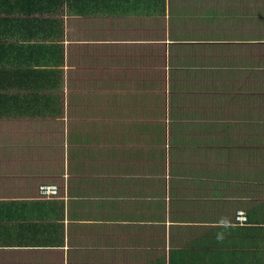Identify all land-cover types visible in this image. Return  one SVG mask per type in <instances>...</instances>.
Masks as SVG:
<instances>
[{
    "label": "crops",
    "instance_id": "1",
    "mask_svg": "<svg viewBox=\"0 0 264 264\" xmlns=\"http://www.w3.org/2000/svg\"><path fill=\"white\" fill-rule=\"evenodd\" d=\"M77 1L84 2V7ZM259 2L69 0L51 13L40 8L13 12L0 4V264H242L240 253L245 251L237 249L234 241H247L253 225L248 219L244 224L237 222L236 211L261 205L257 213L264 227V202L257 201L256 194L252 196L249 182L220 180L218 174L207 184H198L165 171L162 185L154 176L137 180V167L127 161L132 170L125 172L118 160L101 170L68 173L66 151L58 148L66 130L61 132L54 125L82 118L80 122L93 124L109 118L130 121L133 114L127 119L119 114L123 103L116 97L110 104L109 92L119 85L117 79L125 70L141 74L156 70L155 56L141 59L137 54L140 44H158L164 49L165 75L177 67V61L182 68L234 69L237 60L246 58V51L251 55L252 47L245 40V29L230 36L233 22L227 20L228 9L238 12L240 6ZM195 15L203 28L204 22H211L214 29V19L229 25L220 24L218 29L224 34L211 40L202 36L192 40L199 38L200 25L186 28L185 33L197 34L194 37L172 36L179 31L173 29L175 25L187 23ZM43 18L49 21L44 24ZM117 23L128 25L121 28ZM157 26L159 36L154 31ZM112 29L117 33L109 37ZM99 31L102 35L96 37ZM197 42L203 43L202 51L185 57L191 49L185 45ZM49 43L63 44V53L60 49L46 52ZM81 44L87 45V59L84 66H76L78 58L71 59V53L83 49ZM174 50L181 53L175 55ZM28 68L41 71L35 83L26 78L24 69ZM46 69L57 72L52 91L61 97L58 117H46L43 99L35 94L46 91L42 88ZM254 69L262 80L264 113V56L256 59ZM13 96L18 97L14 107ZM234 105L232 99L227 104ZM115 137L118 134L111 132L98 139L103 151L123 147L120 139L116 146L101 141ZM46 182L57 183L58 195H39V185ZM161 219L164 226L158 229ZM247 263L244 258L243 264Z\"/></svg>",
    "mask_w": 264,
    "mask_h": 264
},
{
    "label": "trees",
    "instance_id": "2",
    "mask_svg": "<svg viewBox=\"0 0 264 264\" xmlns=\"http://www.w3.org/2000/svg\"><path fill=\"white\" fill-rule=\"evenodd\" d=\"M68 1L0 0V4L4 8L8 7L12 9L13 12L25 11L29 13L33 9L40 8L51 13L58 7H62L64 2L67 3ZM77 2L80 3L79 1ZM80 4V7H84V2L81 1ZM256 4H251L247 7L244 5L240 6L238 12H236L235 8L228 9L230 16H227V20L233 22L231 23L233 31L230 32V36L235 30L245 29L248 32L245 40L250 42L248 46L252 47L251 55L246 51V58L243 61L237 60L234 69H230L229 71L220 70L219 73L218 71L209 70L208 68L211 67L206 66L193 65L182 68L180 61H177L174 62L177 67L172 71L170 70L168 75H165L162 59L163 69H161V66L158 68L159 75H162L166 79L170 89L173 91L188 88L199 90L201 95H203L202 101H206V104L200 107L181 104L179 101H173V93L176 92H170L172 102L168 106L169 97H166L165 91L161 90L160 92L154 88L156 82L160 86L162 83L161 79L157 81L156 79L154 80V75L152 74H141L136 71L125 70L120 74L117 81L125 83L124 85L136 86L137 88H135L133 93H129L128 95L123 93V99L121 100L123 106L118 110V113L122 112L125 119H127L131 116L128 113L131 112L133 114L132 119L130 121H120L110 118L103 121L101 119L102 121L97 122V125L99 123L105 124L102 134L88 132L84 122H81L80 126L74 127L76 130L66 131V136L61 139L58 148L59 150L64 149L66 151L67 165H69L67 167L68 173L70 171L77 173L79 172L77 170H80V174H82L90 172V170L95 168L101 170L103 167L115 165L113 160H118L119 165L124 168L125 172H128V170H132V165H129V161L138 169L143 165L141 160H150L140 178L141 180L154 176L163 185L165 171H172L173 175H181L189 181H195L194 183L207 184V182L219 176L218 174H220V180H227L228 172H230V181L237 179L249 182L252 187V196L256 194L259 191V189H256V186L260 185L254 181V177L259 182H264V133L258 132V130L264 132V126L258 125L257 122L260 116L258 114L263 113L260 94L262 80L254 69L256 59L261 60L264 56V38H261L264 34V20L259 22L249 18L254 14H258V11H261L264 15V5L261 3ZM249 9H252L251 11H255L256 13H251V11L248 13ZM220 14L222 13L220 12ZM29 21L31 20L29 19ZM48 21L47 18H43L41 22L46 24ZM221 25L228 26L229 24L225 23ZM204 27L200 25V35H197L193 31L185 33V28L184 32L179 30L177 33L172 34V36L194 37L193 35H197L199 38H192V40H201V36L203 40H211V37H219L224 34V32L219 30L218 35H216V31L211 29V22H204ZM204 32L208 33V36L205 37L203 35ZM115 33H117L116 30H110L109 37ZM101 35L102 32L99 31L96 37H101ZM155 46V44L137 45V53L144 51L146 57L148 56L149 58L157 56L158 50H156ZM175 46L179 48V45ZM185 46L191 47L185 55L186 57L202 51L204 45L197 42L188 43ZM45 49L49 53L60 49L61 53H63L64 45L49 43L45 44ZM174 53L178 55L181 51L174 50ZM247 54L251 56L250 62L247 61ZM24 71L27 73L26 78L29 79V82L33 80L34 83L37 81V73L40 75L41 72H36V69L32 68L24 69ZM43 73L46 83L43 82L45 84L42 88L52 91L56 85L57 72L46 69V71L43 70ZM53 92L39 91V94L35 93L36 96L43 99L46 117L57 116L56 107L61 103V101L58 102V98ZM12 98L11 106L14 107L18 97L13 96ZM110 99V104L114 100H117L116 96H112L111 94ZM181 99L185 100L186 98L183 96ZM231 99L235 103L232 108L227 106ZM149 102H161L162 107L157 108L155 114H163L166 111L172 119L169 122L155 120L151 123L152 125H146L147 122L137 123L138 120L141 121V118L148 117L144 107L148 106ZM243 108H249L254 113V116L250 117V112L242 110ZM59 117H62V115ZM127 122L130 123L128 126H125ZM60 127H62L60 129L61 132H64L63 124ZM114 130L120 131L122 133L120 135H124V137L121 139L120 135H118V137L112 140L102 138L101 141L108 144V142L115 143L120 139V143L130 142L134 148L125 149L122 147L119 151H103V146L98 144L100 142L98 139L101 136L104 137L105 134H110ZM130 131L133 134L129 135ZM135 131L138 132L135 133ZM139 133L141 135H136ZM90 134L97 138L92 140L87 136ZM140 147L143 149L140 150ZM134 169L135 171L137 170L136 168ZM97 173L102 174L103 171ZM260 207L261 205H257V207L253 205L251 209L247 208L246 212L243 211L244 214H248V218L247 216L246 218L252 222L253 226L250 229V233L247 232V235H250L247 241H243L242 239L241 241H234V244H237V247H239L237 249L245 251L240 253L242 264L244 263V258L248 261L247 264H264V227L260 226L261 220L257 213ZM250 211H252V214L249 215ZM247 231H249V228H247ZM229 252L231 253V251ZM159 254L158 252L157 255ZM155 264L164 263L156 261Z\"/></svg>",
    "mask_w": 264,
    "mask_h": 264
},
{
    "label": "rangeland",
    "instance_id": "3",
    "mask_svg": "<svg viewBox=\"0 0 264 264\" xmlns=\"http://www.w3.org/2000/svg\"><path fill=\"white\" fill-rule=\"evenodd\" d=\"M263 4L264 5V0L263 1H261L260 0V2L259 3H257L256 5H258V4ZM192 5H195L194 3H192ZM195 9V8H194ZM252 9H249L248 10V13L251 11ZM204 11V15H206L207 14V10H203ZM256 13L255 11H251V13ZM197 15V14H196ZM196 15L189 21V22H185V23H183V24H181V22L180 23H178L177 25H175L174 26V30H180V29H184L185 30V28L187 27V26H195V25H200L199 24V22L196 20ZM200 15L202 16V13L200 12ZM250 19H253V21H259V22H262L263 20H264V15L262 14V12L261 11H258V14H254L253 16H250L249 17ZM219 21V22H218ZM212 24L214 25V30L215 31H219V29H218V26H220V24H221V21L220 20H218V19H214L213 20V22H212ZM127 25H128V23H117L116 24V26L117 27H121V28H126L127 27ZM154 31H155V34L157 35V36H159V34L161 33V28L159 27V26H157V27H154ZM181 36V35H180ZM71 44H69L68 46H70ZM156 46H155V48H156V50H158L157 52H158V55L157 56H155L154 57V60H153V62H155V58H156V63L158 62V65H156V70L154 71V70H152L150 73L152 74V75H154V80L156 79L157 81H158V79H161L162 80V83L160 84V86L159 85H157L158 83L156 82V85H154V88H156V90H158V91H160L161 92V90H164L165 91V95H166V97L168 98L169 97V104H168V106H170L171 105V102H172V95H171V93L170 92H176V93H173V96H174V99H173V101H179L181 104H188V105H190L191 107H194V106H198V107H200V106H203V104H206V101H202V98H203V95H201V92L199 91V90H192V89H185V90H175V91H173L172 89H170V86L168 85V83H167V81H166V79H164V77L162 76V75H159L160 74V72H159V70H158V68L161 66V69H163V66H162V59H163V48L160 46V45H158V44H155ZM86 46L87 45H82L81 44V47L83 48V49H80L79 51H73L72 53H71V59H74V58H78V60L76 61V63H75V65L76 66H84L85 65V61H86V59H87V54L85 53V52H87V48H86ZM85 50V51H84ZM178 51H180V50H178ZM139 56H140V58L141 59H143V58H145L146 57V54H145V52L144 51H141V52H139V53H137ZM67 55L69 56V48H67ZM67 58V60H71V59H69V57H66ZM164 60V59H163ZM70 63H71V65H72V67H73V63L70 61ZM151 64H152V61H151ZM151 66V65H150ZM71 66H67V68L69 69ZM155 73V74H154ZM94 76H95V74H94ZM63 78V77H62ZM62 78H60V79H62ZM125 83H123V84H121V83H119V85L117 86V87H115V86H113L112 87V91L111 92H109L112 96H116V97H120V99H119V101L121 102V100L123 99V93L125 94V95H128L129 93H133L134 92V90H135V88H137L136 86H132V85H124ZM94 85H96V87H97V84L95 83ZM54 88V87H53ZM97 88H99V87H97ZM104 89V88H103ZM109 89H111V88H109ZM46 91H48V90H46ZM48 92H51L52 93V91H48ZM107 92V91H106ZM53 94H55L56 96H57V98H58V102L60 101V95H58L56 92H53ZM187 97H186V96ZM185 97L186 99L185 100H182L181 98L182 97ZM159 107H162V104H161V102L160 103H158V102H153V103H151V102H149V104H148V106H146V107H144L145 109H146V111H147V115H148V117L147 118H141V121L140 120H138V122L137 123H146L147 122V124L146 125H152L151 123L152 122H154L155 120H157V121H162V120H165L166 122H169V120L170 119H172V118H170V116L168 115V113L165 111V113H163V114H159V115H156L155 114V112H156V109L157 108H159ZM242 110H247L248 112H250V114H249V116L250 117H253L254 116V113H252L251 112V110L249 109V108H243ZM128 114H130L131 115V113L129 112ZM140 114H142V112H140ZM258 115H260L259 116V120H260V122L258 123V125H262V126H264V113H260V114H258ZM59 116H61V115H59ZM140 117H141V115H140ZM195 117V116H194ZM83 119H85V118H82V119H80V120H78V121H71V122H68V123H66V124H63V128H64V130H66V131H74V130H76L74 127H78V126H80L81 125V120H83ZM87 119V118H86ZM143 119V120H142ZM194 119V118H193ZM103 121H105V120H103ZM193 121V120H192ZM193 122H195V121H193ZM129 123L130 122H127V123H125V126H128L129 125ZM84 124H85V128H86V130L88 131V132H90V133H92V134H96V133H100L101 134V132H102V130H103V126L105 125V124H103V123H99L98 125H97V123L96 124H93V123H89V122H84ZM47 126L45 125V128H43V131H44V134L45 133H47ZM54 129H57V130H59V129H62V127H60L59 126V124L58 125H54ZM138 131H141V130H138ZM138 131H135V133H137ZM112 132H114V133H116V134H118V135H120V134H122V133H120V131H112ZM258 132H260V133H264L263 131H261V130H258ZM130 134L129 135H131V134H133V132L132 131H130L129 132ZM136 135H141V133H139V134H136ZM117 145V143H115V146ZM123 148H129V149H133L134 148V146L130 143V142H127V143H124L123 144ZM120 149H122V147H120ZM140 150H142L143 148H139ZM169 157V156H168ZM167 161H169V159H167ZM141 162L143 163V165L142 166H140L137 170H138V172H137V174H135L136 176H135V178L137 179V180H139L140 178H141V176L143 175V173H144V170L146 169V167L148 166V164H149V162H150V160H141ZM169 164V163H168ZM132 177H133V175L130 177V179H132ZM134 179V178H133ZM227 180H230V172H228V179ZM254 181L256 182V183H258L260 186H256V189H259V191L256 193V195H254V197H256L257 198V201H259L260 202V199H261V201L262 202H264V182L262 183V182H259L258 181V179H256L255 177H254ZM220 184V183H219ZM151 216H153V215H151ZM157 221V220H156ZM163 226H164V220L163 219H161L160 221H157V225H156V227L159 229V228H163ZM157 235L158 236H161V237H163V235H162V233L161 234H158L157 233ZM145 247V246H144Z\"/></svg>",
    "mask_w": 264,
    "mask_h": 264
},
{
    "label": "built area",
    "instance_id": "4",
    "mask_svg": "<svg viewBox=\"0 0 264 264\" xmlns=\"http://www.w3.org/2000/svg\"><path fill=\"white\" fill-rule=\"evenodd\" d=\"M38 193L40 196L45 198H52L58 195L59 188L56 183H42L38 187ZM235 219L239 223H245L247 220L246 215L242 210L236 211Z\"/></svg>",
    "mask_w": 264,
    "mask_h": 264
}]
</instances>
